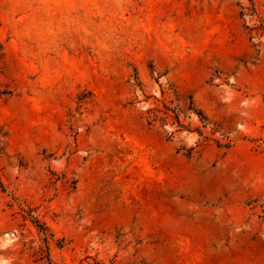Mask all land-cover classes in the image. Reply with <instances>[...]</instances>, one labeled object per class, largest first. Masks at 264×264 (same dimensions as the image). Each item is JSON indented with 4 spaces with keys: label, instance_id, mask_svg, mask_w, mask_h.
Segmentation results:
<instances>
[{
    "label": "rangeland",
    "instance_id": "rangeland-1",
    "mask_svg": "<svg viewBox=\"0 0 264 264\" xmlns=\"http://www.w3.org/2000/svg\"><path fill=\"white\" fill-rule=\"evenodd\" d=\"M0 264H264V0H0Z\"/></svg>",
    "mask_w": 264,
    "mask_h": 264
},
{
    "label": "trees",
    "instance_id": "trees-1",
    "mask_svg": "<svg viewBox=\"0 0 264 264\" xmlns=\"http://www.w3.org/2000/svg\"><path fill=\"white\" fill-rule=\"evenodd\" d=\"M157 112H162V111H157ZM162 113L164 115V117H161V119L163 121H165L166 119H169V118H173V119H176L179 122L180 126H183L181 121H180L179 114H178V112H176L175 109H171L170 107L165 106V110ZM154 116H155L154 121L159 118V116L157 114H155Z\"/></svg>",
    "mask_w": 264,
    "mask_h": 264
}]
</instances>
